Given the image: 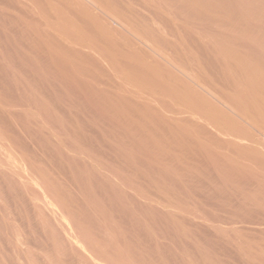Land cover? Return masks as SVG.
Here are the masks:
<instances>
[{"label":"rangeland","instance_id":"374dc122","mask_svg":"<svg viewBox=\"0 0 264 264\" xmlns=\"http://www.w3.org/2000/svg\"><path fill=\"white\" fill-rule=\"evenodd\" d=\"M0 264H264V0H0Z\"/></svg>","mask_w":264,"mask_h":264},{"label":"bare ground","instance_id":"6f19581e","mask_svg":"<svg viewBox=\"0 0 264 264\" xmlns=\"http://www.w3.org/2000/svg\"><path fill=\"white\" fill-rule=\"evenodd\" d=\"M151 1V0H150ZM72 2V1H71ZM116 2V1H115ZM65 3V2H64ZM68 4V3H67ZM89 4V3H88ZM142 4V3H141ZM159 4V3H158ZM16 5V4H15ZM73 5V4H72ZM80 5V4H79ZM161 5V4H160ZM59 7V6H58ZM152 7V6H151ZM171 7V6H170ZM77 8V7H76ZM65 9V8H64ZM63 9V10H64ZM148 9V8H147ZM42 10V9H41ZM82 10V9H81ZM111 10V9H110ZM77 11V10H76ZM124 12V11H123ZM78 13V12H77ZM67 14V13H66ZM72 14V13H71ZM151 14V13H150ZM158 16V15H157ZM77 17V16H76ZM101 17V16H100ZM129 19V18H128ZM84 20V19H83ZM87 21V20H86ZM105 21V20H104ZM82 23V22H81ZM89 24V23H88ZM107 24V23H106ZM87 25V24H86ZM44 26V25H43ZM41 28V27H40ZM81 28V27H80ZM84 28H85V26H84ZM88 28V27H87ZM38 29V28H37ZM45 32V31H44ZM86 33V32H85ZM88 33V32H87ZM110 33V32H109ZM166 33V32H165ZM96 35V34H95ZM49 36V35H48ZM9 37V36H8ZM90 37V36H89ZM92 38H93V36H91ZM50 38V37H49ZM91 38V39H92ZM102 38V37H101ZM111 39V38H110ZM69 40V39H68ZM93 40V39H92ZM101 40V39H100ZM103 40V39H102ZM44 41V40H43ZM72 41V40H71ZM96 41V40H95ZM113 41V40H112ZM45 42V41H44ZM57 42V41H56ZM63 42V41H62ZM66 42V41H65ZM98 42V41H97ZM108 41H106V43H107ZM41 43V42H40ZM105 43V44H106ZM111 43V42H110ZM13 44V43H12ZM19 44V43H18ZM39 44V43H38ZM53 45V44H52ZM117 45V44H116ZM58 46V45H57ZM111 46V45H110ZM108 47H109V44H108ZM112 47V46H111ZM131 47V46H130ZM64 48V47H63ZM71 49V48H70ZM71 51V50H70ZM76 51V50H75ZM115 51V50H114ZM66 52V51H65ZM39 53V52H38ZM70 53V52H69ZM86 53V52H85ZM52 54V53H51ZM80 54V53H79ZM82 54V53H81ZM117 54V53H116ZM120 54V53H119ZM56 56V55H55ZM113 56V55H112ZM120 56V55H119ZM179 56V55H178ZM48 57V56H47ZM50 57V56H49ZM70 57V56H69ZM74 57V56H73ZM118 57V56H117ZM91 59V58H90ZM54 61L56 60V59H53ZM58 60V59H57ZM56 60V61H57ZM78 60V59H77ZM176 61V60H175ZM82 63V62H81ZM7 64V63H6ZM191 64V63H190ZM62 66V65H61ZM178 66V65H177ZM98 67V66H97ZM113 67V66H112ZM141 68V67H140ZM168 68V67H167ZM34 69V68H33ZM89 69V68H88ZM101 69V68H100ZM142 69V68H141ZM81 70V69H80ZM102 71V70H101ZM48 73V72H47ZM91 74V73H90ZM140 75V74H139ZM72 76V75H71ZM87 77V76H86ZM97 77V76H96ZM66 78V77H65ZM91 78V77H90ZM196 78V77H195ZM98 80H100V79H98ZM103 80V79H102ZM166 80V79H165ZM17 81V80H16ZM74 81V80H73ZM103 83V82H102ZM160 83V82H159ZM179 83V82H178ZM105 84V83H104ZM18 85V84H17ZM85 85V84H84ZM117 86V85H116ZM84 88V87H83ZM113 88V87H112ZM248 90V89H247ZM103 91V90H102ZM160 91V90H159ZM101 92V91H100ZM105 93V92H104ZM143 94V93H142ZM80 96V95H79ZM193 97V96H192ZM225 97V96H224ZM91 98V97H90ZM128 98V97H127ZM102 99V98H101ZM92 100V99H91ZM114 101V100H113ZM112 101V102H113ZM100 103V102H99ZM136 105V104H135ZM139 106V105H138ZM86 107V106H85ZM235 108V107H234ZM153 109V108H152ZM115 112V111H114ZM147 113V112H146ZM198 114V113H197ZM168 117V116H167ZM182 120H184V119H182ZM138 124V123H137ZM204 126V125H203ZM182 128V127H181ZM6 130V129H5ZM154 130V129H153ZM153 133V132H152ZM190 135V134H189ZM187 141V140H186ZM186 143H188V142H186ZM194 143V142H193ZM199 143V142H198ZM244 149V148H243ZM211 150V149H210ZM257 160V159H256ZM214 162V161H213ZM223 163V162H222ZM259 164V163H258ZM253 177V176H252ZM246 189V188H245ZM248 190V189H247ZM5 192V191H4ZM247 196V195H246ZM261 200V199H260ZM9 205V204H8ZM123 221V220H122Z\"/></svg>","mask_w":264,"mask_h":264}]
</instances>
